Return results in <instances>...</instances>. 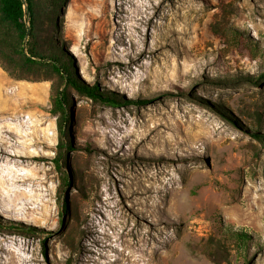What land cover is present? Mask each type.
Listing matches in <instances>:
<instances>
[{
    "label": "rangeland",
    "instance_id": "374dc122",
    "mask_svg": "<svg viewBox=\"0 0 264 264\" xmlns=\"http://www.w3.org/2000/svg\"><path fill=\"white\" fill-rule=\"evenodd\" d=\"M41 3V39L118 103L68 87L62 137L59 76L0 64V264H264V0Z\"/></svg>",
    "mask_w": 264,
    "mask_h": 264
},
{
    "label": "trees",
    "instance_id": "16d2710c",
    "mask_svg": "<svg viewBox=\"0 0 264 264\" xmlns=\"http://www.w3.org/2000/svg\"><path fill=\"white\" fill-rule=\"evenodd\" d=\"M40 4L41 0H0V64L17 77L30 76L42 68L50 69L59 76L66 88L54 86L51 111L57 115L60 135L66 137L72 118L68 87L74 86L93 100L110 105L117 104L118 98L114 93L102 92L97 83L87 84L71 64V57L66 50L54 43L46 44L41 39L39 19L44 8ZM260 77L264 79V71ZM258 133L264 138V133ZM59 147L56 163L62 170L59 159L65 156L67 145L64 140L61 139ZM62 180L63 187L68 186L70 181L66 175H62ZM229 234L241 244H246L247 234L232 230Z\"/></svg>",
    "mask_w": 264,
    "mask_h": 264
},
{
    "label": "bare ground",
    "instance_id": "6f19581e",
    "mask_svg": "<svg viewBox=\"0 0 264 264\" xmlns=\"http://www.w3.org/2000/svg\"><path fill=\"white\" fill-rule=\"evenodd\" d=\"M256 34V33H255ZM84 76H85V78H87L88 80H90V76L86 73V72H84ZM6 178H3L1 175H0V194L2 193V192H4V193H8L7 192V190L9 189V187L6 185ZM26 190V189H25ZM24 189H20V191H16L15 193H12L11 195V197L13 198V201H11L10 202V204H15V202H16V199H17V197H21V198H23L24 196ZM27 193V192H26ZM9 194V193H8ZM0 212L1 213H5V216H8V217H10L11 216V212L10 211H8V209L6 208L5 209V207H3V206H1L0 205ZM25 218V217H24Z\"/></svg>",
    "mask_w": 264,
    "mask_h": 264
}]
</instances>
